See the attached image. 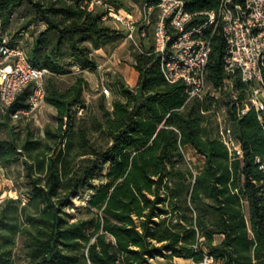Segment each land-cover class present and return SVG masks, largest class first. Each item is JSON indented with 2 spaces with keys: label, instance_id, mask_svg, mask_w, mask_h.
I'll return each mask as SVG.
<instances>
[{
  "label": "trees",
  "instance_id": "trees-1",
  "mask_svg": "<svg viewBox=\"0 0 264 264\" xmlns=\"http://www.w3.org/2000/svg\"><path fill=\"white\" fill-rule=\"evenodd\" d=\"M83 1L0 0V42L22 6L32 14L23 28L44 25L24 50L32 66L49 71L44 101L56 121L42 138L26 130L22 138L0 139V165H20L26 194L23 204L10 197L0 202V264H14L16 237L23 238L26 264H150L175 257L200 264L205 256L213 264H264V173L255 163L264 154V126L253 109L238 119L233 114L222 89V34L210 37L205 67L207 86L219 93L186 102L184 85L165 81L153 52L158 0H105L116 9L130 11L127 3L152 9L134 34L136 46L129 42L136 86L116 74L107 88L118 98H102L94 114L84 101L82 74L96 71L94 51L116 47L125 34L102 20L100 8H82ZM183 1L194 14L190 24L204 21L203 13L220 2ZM232 82L241 99L244 85L237 75ZM31 90V83L21 90L0 125L27 108ZM211 105L230 108L241 158L229 160L214 136ZM186 147L200 165L186 160ZM76 195L87 196L84 206L72 201Z\"/></svg>",
  "mask_w": 264,
  "mask_h": 264
},
{
  "label": "built area",
  "instance_id": "built-area-1",
  "mask_svg": "<svg viewBox=\"0 0 264 264\" xmlns=\"http://www.w3.org/2000/svg\"><path fill=\"white\" fill-rule=\"evenodd\" d=\"M82 8L91 11L100 8L102 20L118 23L125 28L124 40L136 46L134 34L139 25L149 23L152 7H141L142 20L135 24L133 15L123 8L116 9L105 0H84ZM153 30V52L159 56L160 72L166 82H180L185 87L186 102L202 100L205 95H217L210 91L205 80V67L210 49V37L214 32L222 34L226 43L222 89L228 94L235 118H241L250 109L264 126V0H220L215 11L204 12V21L190 24L194 14L188 12L183 0H158ZM173 35L168 33V29ZM207 32V33H206ZM77 73L79 68L73 66ZM47 69L32 66L25 50L19 45L0 42V109L6 111L16 96L28 84L32 90L27 98V108L15 110L11 118L39 114L44 105V77ZM237 75L244 85V96L239 99L233 89V76ZM100 93L109 96V89L100 85ZM229 107L211 105L214 136L225 147L229 160L242 157L239 139L231 127ZM78 114L81 109H78ZM202 113H205L202 111ZM186 158V151L184 152ZM187 160V158H186ZM258 169L264 173V154L255 157ZM87 196L76 195L72 201L84 206ZM200 264H213L205 256Z\"/></svg>",
  "mask_w": 264,
  "mask_h": 264
},
{
  "label": "rangeland",
  "instance_id": "rangeland-1",
  "mask_svg": "<svg viewBox=\"0 0 264 264\" xmlns=\"http://www.w3.org/2000/svg\"><path fill=\"white\" fill-rule=\"evenodd\" d=\"M127 7L130 9V12L133 15V19L136 25L142 20L141 17V8L138 6L127 3ZM125 10V9H124ZM32 14L28 7L22 6L20 9L16 11V13L11 17L9 24L4 28L2 31L3 38H5L8 42L19 44L23 49H26L32 42L35 34L42 30L44 25L40 22L38 23H31L29 26L23 28L24 24L30 20ZM113 27L122 30L125 32V28L119 25L118 23L111 24ZM122 48L131 51V44L128 41H124ZM115 52V58L121 62L124 59V54H118V49L116 50L115 47H106L103 48L102 51H94L93 58L96 61L97 69L94 72L85 71L82 75L88 84V89L86 91L87 102L90 108L94 109L98 102L99 96L97 95V89H100V85H105L108 87V84L112 82L115 78L116 74H119L113 67L109 68L108 64L105 65V59L110 57L111 54ZM104 62V63H103ZM113 62V61H112ZM122 80L124 83L131 88L134 87V79L130 78L128 75ZM111 96V91L109 90V98ZM108 98V100H109ZM43 110V109H42ZM50 112L45 111V118L42 123H37L32 118H18L17 120H13L11 118L6 121V126L0 125V139L9 138L10 135L14 134V137H23L26 130H29L33 133L35 138H38L41 135V128L48 125L51 122ZM3 122V115L0 113V123ZM17 134V135H15ZM186 158L187 160L193 165L198 166L200 165L199 157L192 151L186 150ZM21 167L20 165L14 166H1L0 165V200L6 197L17 196L19 198L21 204L25 202L26 197L17 194L20 190V194H23V189L21 188V179H20ZM17 191V192H16ZM71 212H75L73 209L70 210ZM80 216V214H78ZM22 238H18L15 241L14 249L12 250L15 259L18 257L20 260H15V264H24L22 261V252L20 251ZM150 264H193L191 262H185L181 260H173L171 262H166L165 260L154 259L149 261Z\"/></svg>",
  "mask_w": 264,
  "mask_h": 264
},
{
  "label": "crops",
  "instance_id": "crops-1",
  "mask_svg": "<svg viewBox=\"0 0 264 264\" xmlns=\"http://www.w3.org/2000/svg\"><path fill=\"white\" fill-rule=\"evenodd\" d=\"M124 39L115 47L116 48V50L118 49V54L120 53V54H124L125 53V55H124V59H122V61L123 62H121V59H120V61L118 60V59H116L115 58V52H113V54H111L110 55V57H108L107 59H105V65H107L108 63V67L109 68H111V67H113L116 71H118V75H120V77H121V79H122V77H123V79L125 78V76L126 75H128L131 79L133 78L134 79V87L136 86V82H137V72L134 70V68H133V66H132V64H133V58H132V55H131V51H129V50H126L125 48H122L121 49V47H123L122 45L124 44ZM99 51H102V50H99ZM113 61V62H112ZM104 63V62H103ZM98 65V64H97ZM98 67H99V65H98ZM100 68V67H99ZM83 76V75H82ZM46 77H47V75L44 77V80H43V86H44V84H45V81H46ZM84 78V77H83ZM85 80V79H84ZM86 81V80H85ZM87 83V82H86ZM133 87V88H134ZM129 88H131V86H129ZM87 89H88V84H87V88H86V90L84 91V93H83V97H84V101H85V104L86 105H88V102H87V94H86V91H87ZM97 91V95L99 96V102H100V100L102 99V98H104L105 99V101L108 103V101H110L111 99H116V98H118V96L117 95H113L112 93H111V96H110V98H109V96H107V97H105L104 95H102L101 93H100V90H99V88L96 90ZM108 98H109V100H108ZM99 102H98V104H99ZM98 104H97V106H98ZM89 106V105H88ZM97 106L94 108V109H92L91 108V110H92V113H94V114H96L97 113ZM45 111H49L50 112V118H51V122L48 124V125H46V126H44V127H42L41 128V135L38 137V138H42L43 136H44V131L46 130V129H54L55 127H56V121H55V109L51 106V105H49V104H47V103H45V105H44V107H43V110L39 113V114H35V115H32V116H29V117H27V118H32V119H34V121L36 122V124L37 123H42L43 121H44V118H45ZM5 112L6 111H4V110H2V109H0V113H2V115H4L5 114ZM202 112V111H201ZM10 118H11V116H10ZM20 118H25V117H20ZM11 119H13V118H11ZM18 119V118H17ZM17 119H13V120H17ZM186 150H191L189 147H186ZM185 150V151H186ZM23 194H20V190L17 192V194L19 195V197L21 196V195H23L24 197H26V194H25V190L23 189ZM10 198H14V199H16L17 198V196H12V197H10ZM2 201V199L0 200V202ZM26 201V200H25ZM23 204V203H22ZM18 238H21V237H16V239H15V241L18 239ZM22 241H23V238H22ZM21 241V242H22ZM14 249V248H13ZM11 259L13 260V263L15 264V260H20V259H18V257L15 259V256H14V254H13V252H12V255H11ZM21 259H22V261L24 262V264H26V259H25V256H24V253L22 252V257H21ZM158 259V258H157ZM160 260H164V259H162V258H159ZM152 260V259H151ZM173 260H181V261H185V262H191V263H193L191 260H188V259H182V258H177V257H175V258H173ZM172 260V261H173ZM166 261V260H165ZM166 262H171V261H166ZM194 264V263H193Z\"/></svg>",
  "mask_w": 264,
  "mask_h": 264
}]
</instances>
